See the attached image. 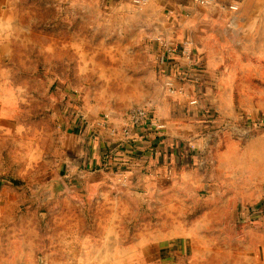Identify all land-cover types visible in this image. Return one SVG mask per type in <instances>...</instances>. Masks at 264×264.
<instances>
[{"label":"crops","instance_id":"0c3cea01","mask_svg":"<svg viewBox=\"0 0 264 264\" xmlns=\"http://www.w3.org/2000/svg\"><path fill=\"white\" fill-rule=\"evenodd\" d=\"M81 11L176 49L156 42L162 70L140 103L161 135L125 145L113 132L129 104L83 109L64 178L85 199L56 230L0 225V264H264V0H85Z\"/></svg>","mask_w":264,"mask_h":264},{"label":"rangeland","instance_id":"374dc122","mask_svg":"<svg viewBox=\"0 0 264 264\" xmlns=\"http://www.w3.org/2000/svg\"><path fill=\"white\" fill-rule=\"evenodd\" d=\"M68 1L0 0V225L6 228L44 232L63 225L70 203L85 199L64 178L66 155L82 144L75 134L83 109H106L114 100L129 104L130 113L141 107L151 73L157 78L162 70L153 36L104 14H84L85 0ZM153 214L152 208L151 233Z\"/></svg>","mask_w":264,"mask_h":264},{"label":"built area","instance_id":"2783aa9c","mask_svg":"<svg viewBox=\"0 0 264 264\" xmlns=\"http://www.w3.org/2000/svg\"><path fill=\"white\" fill-rule=\"evenodd\" d=\"M192 1L198 5H205L208 3V1L211 0ZM156 42L158 43L162 52L167 55V57L176 54V49L169 41L158 37ZM191 47L192 46L190 45L189 39H184L182 47V56L185 58V61L188 62V66L195 65L193 63L195 61V57L193 54V49ZM98 125L101 128H107V119L103 118V120L100 121ZM124 125L126 126H122L116 133L122 134L127 140L132 142H136L142 139L141 137L143 135H148L149 137L153 136L154 138H158L161 135L158 131L161 126L159 125L157 118L151 116L149 110L143 107L136 108L132 112H130L128 123Z\"/></svg>","mask_w":264,"mask_h":264},{"label":"trees","instance_id":"16d2710c","mask_svg":"<svg viewBox=\"0 0 264 264\" xmlns=\"http://www.w3.org/2000/svg\"><path fill=\"white\" fill-rule=\"evenodd\" d=\"M10 184L14 185L15 183H13L12 181H10Z\"/></svg>","mask_w":264,"mask_h":264}]
</instances>
